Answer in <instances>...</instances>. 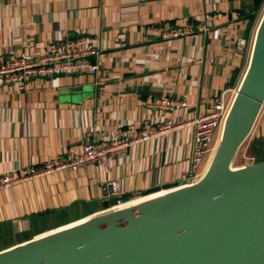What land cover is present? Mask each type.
I'll list each match as a JSON object with an SVG mask.
<instances>
[{
	"label": "crops",
	"instance_id": "0c3cea01",
	"mask_svg": "<svg viewBox=\"0 0 264 264\" xmlns=\"http://www.w3.org/2000/svg\"><path fill=\"white\" fill-rule=\"evenodd\" d=\"M254 0H0V59L40 54L76 34L98 40L95 75L33 78L26 90H0V176L37 166L115 128L136 133L145 121L180 122L131 146L108 171L93 163L0 190V252L124 200L169 191L189 179L194 127L211 99L232 98L264 11ZM261 12V13H260ZM256 15V18H250ZM181 26L184 35L172 37ZM248 44L239 51L234 39ZM162 98L177 105L150 107ZM185 102V106H180ZM149 103V104H148ZM245 166L264 161V105L240 148ZM237 154V155H238ZM237 157V156H236ZM259 160V161H257ZM118 180L121 196L103 198Z\"/></svg>",
	"mask_w": 264,
	"mask_h": 264
},
{
	"label": "water",
	"instance_id": "95a60500",
	"mask_svg": "<svg viewBox=\"0 0 264 264\" xmlns=\"http://www.w3.org/2000/svg\"><path fill=\"white\" fill-rule=\"evenodd\" d=\"M263 105L264 11L199 180L48 231L0 264H264V161L234 167Z\"/></svg>",
	"mask_w": 264,
	"mask_h": 264
},
{
	"label": "built area",
	"instance_id": "2783aa9c",
	"mask_svg": "<svg viewBox=\"0 0 264 264\" xmlns=\"http://www.w3.org/2000/svg\"><path fill=\"white\" fill-rule=\"evenodd\" d=\"M178 28L169 35L178 37L186 33L184 32L185 30L181 29V26H178ZM234 44L237 50L242 51L247 47L248 42L243 36L238 35L234 39ZM98 56L97 38L82 33L53 42L40 54L20 52L11 58L0 59V90L7 87L14 91L22 92L26 90L29 81L33 78L78 75L82 73L95 75L99 69ZM235 90H232V97L235 94ZM225 93L226 91L221 96L211 99L208 110L188 122L194 127V132L190 155V181L187 184L200 179L215 151L223 121L232 99L226 101ZM175 105L177 103L168 98H162L154 104H149L150 107L154 106L161 109H170ZM180 106H185V102H181ZM181 125L183 124L180 122L175 123L171 120H162L156 123L145 121L136 133L123 130L120 127L115 128L108 139L89 140L76 151L67 150L37 166L0 176V190L8 189L13 185L48 175L55 171H75L93 163L103 166L108 171L113 159L124 154L131 146L148 142L157 136L170 132L174 128H179ZM101 194L103 198L107 199L121 196L120 182L111 180L103 183ZM126 202L128 201L115 206Z\"/></svg>",
	"mask_w": 264,
	"mask_h": 264
},
{
	"label": "rangeland",
	"instance_id": "374dc122",
	"mask_svg": "<svg viewBox=\"0 0 264 264\" xmlns=\"http://www.w3.org/2000/svg\"><path fill=\"white\" fill-rule=\"evenodd\" d=\"M243 153H244V150H242L241 153L238 154L237 157L235 158L234 167H238L239 165L243 164V158H242ZM257 161H259V160H257Z\"/></svg>",
	"mask_w": 264,
	"mask_h": 264
},
{
	"label": "trees",
	"instance_id": "16d2710c",
	"mask_svg": "<svg viewBox=\"0 0 264 264\" xmlns=\"http://www.w3.org/2000/svg\"><path fill=\"white\" fill-rule=\"evenodd\" d=\"M254 3H255L254 4L255 5V8L258 9L264 3V0H254ZM262 13H263V11H262ZM262 13H261V15H262ZM261 15H259L257 17L260 19ZM254 17L256 18V15H252L250 18H253L254 19ZM125 201L126 200H124V202Z\"/></svg>",
	"mask_w": 264,
	"mask_h": 264
},
{
	"label": "bare ground",
	"instance_id": "6f19581e",
	"mask_svg": "<svg viewBox=\"0 0 264 264\" xmlns=\"http://www.w3.org/2000/svg\"><path fill=\"white\" fill-rule=\"evenodd\" d=\"M151 196V195H150ZM148 197V196H147ZM140 200V199H139ZM138 201V200H137Z\"/></svg>",
	"mask_w": 264,
	"mask_h": 264
}]
</instances>
